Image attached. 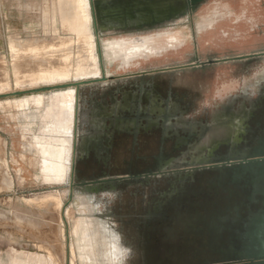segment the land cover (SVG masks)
Returning <instances> with one entry per match:
<instances>
[{"label": "rangeland", "instance_id": "374dc122", "mask_svg": "<svg viewBox=\"0 0 264 264\" xmlns=\"http://www.w3.org/2000/svg\"><path fill=\"white\" fill-rule=\"evenodd\" d=\"M156 2L159 6L163 4L162 1ZM190 3L187 0V10L177 21L144 29L142 32H101L108 28L119 30L128 26L143 27L144 24L137 20L103 28L98 26L101 65L107 79L78 88L80 98L88 100L99 96L112 79L127 78L125 81L130 83L144 84L148 77H153L150 75H157L164 69H169L164 72L172 78L188 75L201 79L203 84L188 85L177 89L180 91L177 92L172 89L173 83L168 79L163 93L159 94L155 89L149 91L155 98L153 105L157 101L166 100L169 108L173 104L178 105L179 100L184 97L191 98L192 94L193 99L200 100L226 98L224 94L231 89L226 86L230 79L224 80L221 75L223 70H216L226 65L195 70L181 68L195 62H206L205 58L209 53L213 55L214 51L223 49L215 44L210 45L213 46L212 49H202L206 41L201 39L205 33L203 29L212 27L217 18L216 14L213 18L209 16L215 12H225L222 0L211 1L210 6H205L198 13L191 11ZM258 4L264 6L261 1ZM79 6L80 0H0V95H8L14 90L50 87L100 76L95 30L91 21V28L88 27L90 37L85 31L86 27L83 31L82 16L76 13ZM161 8L159 7V11L154 10V14L146 12L138 17L140 21L150 19L147 22L151 25L157 18L166 15V12L160 11ZM204 16L209 18L202 19ZM247 20L243 15L236 22L232 21L231 29L240 32L246 30V33L248 27H251L249 32L255 30L254 26H250V20ZM198 24L203 31L198 30ZM246 50L247 52L231 56L225 54L217 59L221 60L226 56L254 58L256 56L249 55L264 52V42ZM256 63L264 66V58L257 59ZM209 73L213 76L209 77ZM142 75L145 76L138 78ZM253 76L254 74L248 77ZM124 80L119 82H125ZM208 83L209 87L206 86ZM120 90L124 88H115L114 91L119 93ZM68 91L70 89L0 98V264H119L118 247L110 244L102 223L119 230L117 235L124 241L121 245L122 264H164L154 260L153 249L146 246L150 239L144 232V217L153 211L166 193L179 187L176 176L170 175L146 185L120 187L116 192L122 193V203L119 202L122 198L117 193H93L78 186L70 189L71 166L66 176L72 141V106L67 100ZM147 91L142 86L130 87L126 91L129 98L125 99L124 106L130 107L131 118L138 116L140 107L147 104ZM221 94L224 96L221 97ZM153 105L150 104L151 107ZM182 110L186 116H194L202 108L186 107ZM172 143L173 140L170 139L165 141V151L168 153ZM74 145L73 139L71 163L77 157ZM142 145H135L130 139L128 151L121 159L116 160V164L121 166L123 158L131 161L138 156L151 162L157 157L159 139L153 140L149 146ZM82 171L75 184L81 180L88 181L94 175L90 171ZM116 197L121 199L115 200ZM112 198L114 200L111 201ZM126 198L130 199V209L125 208ZM95 201L99 202L98 205ZM138 203L140 206H137ZM174 227L166 230V235L171 238L166 240L168 256L176 251L178 230ZM194 229L197 227L190 226V230Z\"/></svg>", "mask_w": 264, "mask_h": 264}, {"label": "flooded vegetation", "instance_id": "af4514ba", "mask_svg": "<svg viewBox=\"0 0 264 264\" xmlns=\"http://www.w3.org/2000/svg\"><path fill=\"white\" fill-rule=\"evenodd\" d=\"M189 1L191 11L198 13L214 0ZM255 13L256 21L251 17L252 12L245 14V19L248 18L252 23L250 26L255 28L249 32L251 27H248V34H255L226 38L222 34L212 36L204 33L202 36L206 37V42L202 49H212L210 45L215 44L218 48L223 47L222 51L218 49L213 55L207 53L209 56L205 58L206 62H201L205 63L202 66L182 68L195 70L226 65L216 68L217 71L223 70L222 77L231 74V85L227 86L231 89L224 94V99H193L192 94L191 98L184 97L178 105L173 104L169 108L166 100L153 105L155 98L149 91L155 89L159 94L163 93L168 79L177 92H180L177 89L188 85L202 83L201 79L188 75L172 78L164 71L150 75L153 77H148L144 84L130 83L125 81L127 78L112 79L105 85L107 92L103 89L99 96L88 100L80 98V91L72 87L76 99L74 154L77 157L71 166L70 189L78 186L93 193H117L120 187L146 185L170 175L176 176L179 187L166 193L153 211L144 217V232L150 239L146 246L153 249L154 260L158 263L264 264V160L254 161L264 157V66L256 63L264 55L248 59H242L246 56H226L219 60L221 62L208 64L218 60L214 56L241 54L248 48L262 45L264 6ZM214 14L217 21H223L227 16L225 11L215 12L209 17L213 18ZM253 55L256 54L249 56ZM252 74L253 78L248 77ZM208 75L213 76L212 73ZM121 80L125 82H119ZM90 85L95 83L82 86ZM137 86L148 90L145 92L148 99L147 104L140 107L138 116L131 118L130 107H125L124 101L129 98L128 88ZM115 88L124 90L115 93ZM186 107L202 108V111L186 116L182 110ZM83 112L87 117L81 126ZM130 139L133 144L144 146L159 139L157 157L151 162L138 156L131 161L123 158L121 166H118L116 160L128 151ZM168 139L173 140L169 153L164 146ZM82 170L94 175L88 181L81 180L75 184ZM117 194L121 197L122 193ZM119 197L115 200L122 198ZM126 199L125 208L130 209V199ZM123 201L124 198L119 200L120 203ZM171 226L177 228L178 234L176 251L169 258L166 240L171 238L166 235V230ZM190 226L197 229L190 230ZM114 229L119 233L117 228Z\"/></svg>", "mask_w": 264, "mask_h": 264}, {"label": "bare ground", "instance_id": "6f19581e", "mask_svg": "<svg viewBox=\"0 0 264 264\" xmlns=\"http://www.w3.org/2000/svg\"><path fill=\"white\" fill-rule=\"evenodd\" d=\"M157 0H130V5H127L126 8H130V9H127V13L125 15H120L119 13V9L121 7V3L120 2H117V1H114V2H109V3H100V5L98 6V12L100 13V15H103L102 17L104 18L101 22V28L104 27H107V25H111V24H115V23H123V22H126V21H134V20H137L138 22H141L143 25V27L141 28H130L129 26L127 28H121L119 30H111V29H105V30H102L101 31V28H100V31L101 32H111V33H121L120 31H139V32H142L144 29H152V28H155V27H160V26H164V24H167V23H170L171 21H177V19L181 16L182 17V13L185 11V8H184V5H183V0H158V1H162V5L159 6V4L156 2ZM159 7H162L160 11H163V12H166V15H164L163 17L161 18H157L153 24L151 25H148L150 22H147L148 20L150 19H146L147 21H145L143 19V21H140V18L138 16H140L139 14L141 13H146V12H152L154 14V10L156 11H159ZM89 10V12H88ZM78 13L79 16H82V19H83V31H84V28H85V31L88 33V37H90V32L88 27L91 28V21H92V18H91V14H90V6H89V2L88 0H80V6L78 8V11L76 12ZM86 14V16H85ZM160 15V14H158ZM160 19V20H159ZM203 19V18H202ZM145 21V22H144ZM87 22V24H86ZM147 22V23H146ZM202 22V20H201ZM219 22H222V21H217V18L215 19V21L213 22V25L212 27H207L205 29H203L205 31V33L207 35H211V33H214V28L216 26L219 25V28H217V31L219 32V30H221V26ZM133 26V25H132ZM200 24H198V30H200L199 28ZM88 29V31H87ZM203 30H200L203 31ZM174 31V30H173ZM177 31V30H176ZM181 31V30H180ZM178 30V32H180ZM175 32V31H174ZM176 34V33H175ZM181 34V33H180ZM94 35V34H93ZM205 35V36H207ZM154 36H157V35H154ZM153 36V37H154ZM161 36V35H159ZM213 36V35H212ZM182 37V36H181ZM185 37V36H184ZM95 38V37H94ZM158 38V36H157ZM172 38V37H171ZM123 39V38H122ZM131 39V38H130ZM144 39V37L142 38ZM151 39V38H150ZM149 39V40H150ZM155 39V38H153ZM177 39V38H176ZM89 40H92V39H89ZM157 40V39H156ZM160 40V39H158ZM121 41V40H120ZM127 41V40H126ZM124 40V42H126ZM105 42V41H104ZM103 42V45H106L104 44ZM110 42V41H109ZM154 42V41H153ZM157 42V41H155ZM161 42V40H160ZM179 42H181L179 40ZM96 43V42H95ZM119 43V42H118ZM110 44V43H109ZM112 45V44H110ZM123 45H125L123 43ZM139 45V43H138ZM163 45V44H161ZM129 46V45H128ZM133 46V45H131ZM152 47V46H151ZM150 47V48H151ZM156 47V46H155ZM154 47V48H155ZM160 47V45H159ZM177 47V46H176ZM104 48V47H103ZM108 48V47H107ZM107 48H106V51H107ZM120 48V47H119ZM127 49H129L128 47H126ZM134 48V47H132ZM178 48V47H177ZM110 49V48H109ZM113 49V48H112ZM125 49V48H124ZM153 49V48H152ZM158 49V47L156 48ZM160 49V48H159ZM167 49V48H166ZM169 49V48H168ZM93 50V49H92ZM135 50V49H134ZM133 50V51H134ZM151 50V49H150ZM165 50V49H164ZM105 50L103 49V52ZM112 51V50H111ZM122 51V50H121ZM131 51V50H130ZM108 52V51H107ZM126 52V51H125ZM129 52V51H128ZM165 52V51H163ZM96 53H97V50H96ZM117 53V52H116ZM122 53V52H120ZM132 53V51H131ZM105 54V53H104ZM114 54V52H113ZM127 54V53H126ZM129 54V53H128ZM133 54V53H132ZM150 55V54H149ZM153 55V54H152ZM156 55V53H155ZM154 55V56H155ZM160 55V54H159ZM108 56V55H106ZM128 56V55H127ZM111 57V56H109ZM147 57V56H146ZM97 58H98V54H97ZM114 58V57H113ZM142 58V57H141ZM143 59V58H142ZM145 59V58H144ZM107 60V59H106ZM109 60V59H108ZM111 60V59H110ZM115 61V60H114ZM91 62V61H90ZM98 63H99V71H100V76L98 78H90V79H84V80H73L71 81L70 83H75V82H85V81H91V80H98L101 78V68H100V62H99V58H98ZM116 63V62H114ZM121 63V62H120ZM123 64V63H121ZM95 66V65H94ZM121 67V66H120ZM94 68V67H93ZM97 70V69H96ZM95 72V70H94ZM84 72H82L83 74ZM91 73V72H90ZM88 72V74H90ZM79 74V73H78ZM81 75V74H79ZM64 84H68V83H64ZM32 89H37V88H29V89H23V90H14L12 92H9V93H13V92H20V91H28V90H32ZM66 89H70V91H68L67 95L69 96V98L67 99L68 101H70V104H71V117H72V128H71V133H70V138H71V150L68 152L69 153V164H68V170H67V174L66 176H68V173H69V166L72 165L71 163V156H72V149H73V139H74V130H76L77 126L75 125L76 124V116H75V104H76V99H75V91L73 92V88L70 87V88H66ZM7 94V93H6ZM38 94V93H37ZM1 95H5V94H1ZM30 95V94H29ZM24 96H27V95H24ZM23 97V96H22ZM5 99V98H4ZM66 100V101H67ZM62 102H64L63 100H61ZM81 117H82V120L80 121V125H84L86 120H85V117L86 114L85 112L81 113ZM96 205H98V203L95 201L94 202ZM91 212V211H90ZM89 213V212H88ZM102 226L105 230V233H106V236L107 238H110V244H114V246L117 245L118 249L119 250V261L118 263L119 264H122V257H123V254H122V248H121V245H123L124 241H122V239L117 235V230H115L113 227H110L108 224L106 223H102ZM110 227V228H108ZM110 229V230H109ZM113 234V235H112ZM87 238V237H86ZM87 246V245H86ZM113 246V245H112ZM116 249H114L116 251ZM84 250V249H83ZM117 252V251H116ZM114 254V252H113ZM116 254V253H115ZM117 255V254H116Z\"/></svg>", "mask_w": 264, "mask_h": 264}, {"label": "water", "instance_id": "95a60500", "mask_svg": "<svg viewBox=\"0 0 264 264\" xmlns=\"http://www.w3.org/2000/svg\"><path fill=\"white\" fill-rule=\"evenodd\" d=\"M88 1H89V6H90L92 24H93V27H94V30H95L96 45H97L96 46L97 47L96 50H97V54H98V58H99V62H100V68H101V74H102L101 78L98 79V80L68 83V84L55 85V86H50V87H41V88L32 89V90H28V91H22V92H13V93H10L8 95H0V98H5V97H9V96H20V95L31 94V93L32 94H37V93H42V92H45V91L61 90V89H66V88H70V87H74V88H76L78 90L79 86H82V85H88V84H91V83H96L98 81H103V82L106 81L107 76L104 74L103 67L101 65L102 56H101L100 44H99V41H98V30H99L98 26L99 27L101 26V22H102V20L104 18L102 17L103 15H100V13L98 12V6L100 5V3H109V2L117 1V2H120L122 4L120 9H119L120 15H125L127 13L126 10L130 9V8H126L127 5H130V0H98L95 5H93L95 0H88ZM183 5H184V8H185V11L182 13V15L187 10V7H188L187 0H183ZM262 55H264V54H256V55H253V56H262ZM217 62H221V61L213 60V61H209L208 64L209 63H211V64L212 63H217ZM204 64L205 63L195 62V63H191L189 65L183 66L181 68L197 67V66H202ZM166 70H169V69H164L162 71H166ZM140 74H144V73H140ZM76 121H77V119H76ZM263 160H264V157H260V158L255 159L254 161L260 162V161H263ZM73 164H74V161L72 162L71 166H73ZM70 188H72V184H70Z\"/></svg>", "mask_w": 264, "mask_h": 264}, {"label": "crops", "instance_id": "0c3cea01", "mask_svg": "<svg viewBox=\"0 0 264 264\" xmlns=\"http://www.w3.org/2000/svg\"><path fill=\"white\" fill-rule=\"evenodd\" d=\"M261 1L264 4V0H222V7L224 9V11H226L227 16L224 18V20L222 22H220V26H221V30H219V32L217 31V28H219V25L216 26L214 28V36H217L218 34H222L224 37L226 38H231V36H238V37H245L246 35H253L254 33L248 34L245 31L240 32L237 29L232 30V25L230 24L232 21H237L241 16H245V14L247 15L248 13L252 12L253 15H251L252 19L255 20L257 19V13H255L259 7H261L260 4H258V2ZM243 11H245V13H243ZM229 24V25H228ZM238 26V25H236ZM234 26V28L236 27ZM231 29V31H230ZM254 31V30H253ZM233 32V33H232ZM203 38V36H202ZM206 39V37H204ZM203 38V40H205ZM228 44V43H227ZM205 46H203L204 48ZM214 58H219L217 56H214ZM223 76V74H222ZM225 76H227L230 79V75L228 74H224V80L227 79ZM232 79L228 80L229 83H225L226 86L231 85L230 81ZM237 83V82H236ZM235 84V83H234Z\"/></svg>", "mask_w": 264, "mask_h": 264}]
</instances>
